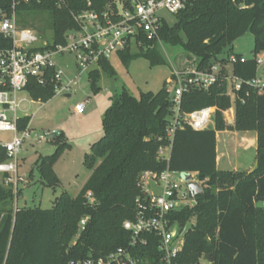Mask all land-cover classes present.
Returning a JSON list of instances; mask_svg holds the SVG:
<instances>
[{
	"label": "trees",
	"instance_id": "trees-1",
	"mask_svg": "<svg viewBox=\"0 0 264 264\" xmlns=\"http://www.w3.org/2000/svg\"><path fill=\"white\" fill-rule=\"evenodd\" d=\"M89 1L90 7L86 0H0V13L5 17L14 13L22 28H27L25 16L49 15L48 47H52L64 45L66 31L76 27L72 14L101 12L110 0ZM171 16L172 24L167 19L161 24L160 40L180 46L196 59L199 68L215 63L235 40L250 33L253 57L234 64L232 72L244 81L256 76L254 58L264 53V0H188L184 9ZM154 43L146 44V48ZM9 46L10 40L0 35V48ZM151 52L155 49L137 55L128 49L115 54L125 65L140 56L148 57L150 63L157 62ZM97 66L113 75L108 59H99ZM98 77V69L87 74L94 94L99 91ZM166 85L165 81L157 93L142 92L139 98L126 89L114 97L103 114L102 135L85 154L84 165L90 175L75 197L63 192L51 209L13 210L9 204L20 191L15 195L11 186L0 185V264H67L127 248L131 236L122 224L134 219L135 200L144 197L142 176L165 169L194 174L203 190L191 206L171 214L180 229L193 221L184 233L175 264H200L207 255L208 264H264V90L259 93L243 86L234 101L233 129L256 135L254 169L220 171L216 168V132L226 130L220 114L229 106L225 86L183 95L181 108L185 112L217 108L214 128L176 130L169 159L162 161L158 150L168 145L166 128L171 106ZM55 87V82L39 85L31 79L25 91L31 100L44 103L55 96ZM29 120L20 119L19 128L24 129ZM50 141L56 150L39 159L37 172L47 187L54 188L58 178L53 165L67 145L62 135ZM82 218L87 222L79 231ZM144 237L146 245L129 249L136 264H162L155 239Z\"/></svg>",
	"mask_w": 264,
	"mask_h": 264
},
{
	"label": "built area",
	"instance_id": "built-area-1",
	"mask_svg": "<svg viewBox=\"0 0 264 264\" xmlns=\"http://www.w3.org/2000/svg\"><path fill=\"white\" fill-rule=\"evenodd\" d=\"M187 1L110 0L101 12L84 10L72 14L76 27L66 31L64 45L52 47H48L47 41L40 42L34 31L19 28L14 13L10 17L0 13V35L10 40L9 47L0 48V151L3 153V159L0 160V185L11 186L16 195L19 185L26 183L25 173L19 171L24 145L50 141L58 135L56 131L36 135L29 130V123L24 129L19 128V120L26 116L17 114L20 102L16 98L17 92L25 91L32 79L39 85L55 82V93H66L69 85H62L63 70L59 67V59L71 55L73 65L80 73L82 69L97 65L99 59H109L117 52L158 42L159 30L166 15H175L184 9ZM86 2L87 7H90V1ZM246 60L241 55L231 53L206 68H199L197 62H191L183 68L173 69L166 81L171 103L166 128L168 145L159 148L160 160L168 161L171 140L176 130L188 127L193 131H203L209 129L210 124L214 126L217 108L212 106L185 112L181 108L184 94L223 85L225 96H231L235 101L243 86L259 93L264 90V79L257 74L253 79L244 81L232 72L234 64ZM254 60L257 68L264 64V57L256 56ZM84 109L83 103L74 106L77 115H82ZM189 175L192 181L197 182L194 174ZM143 180L144 197L135 200L134 219L122 224L131 236L128 247L118 248L98 258L70 261L67 264H136L129 249L137 244L146 245L145 235L155 239L162 264H175L188 226L180 229L179 224L171 219V214L187 206V183L181 173L168 169L161 173L146 172L141 183ZM87 199L91 201L90 193ZM86 222L87 218L79 221V231L84 229Z\"/></svg>",
	"mask_w": 264,
	"mask_h": 264
},
{
	"label": "rangeland",
	"instance_id": "rangeland-1",
	"mask_svg": "<svg viewBox=\"0 0 264 264\" xmlns=\"http://www.w3.org/2000/svg\"><path fill=\"white\" fill-rule=\"evenodd\" d=\"M166 19L170 24L174 22L171 15H166ZM24 22L28 29L36 33L40 42L51 41L49 15L42 13L34 17L25 16ZM17 25L22 28L19 21ZM153 48L155 52L150 54L154 56L155 53L157 57V62L154 63H150L148 57L140 56L125 65L116 54L111 55L108 60L113 75L101 70L96 64L77 73L71 55H65L59 59L58 63L63 70L62 85H69V90L66 93L56 92L54 97L43 103L31 100L24 90L17 92L16 98L20 100L17 114L29 117V130L36 135L56 131L58 135H62L67 147L59 154L53 165L58 185L50 188L41 181L37 172V163L41 157L51 156L55 152V144L43 140L40 143L24 145L19 171L25 173L26 183L19 185L20 194L14 197L9 204L11 209L40 208L48 210L52 208L55 198L63 192L75 197L90 175V171L84 165L85 154L90 152L92 144L102 135L103 114L112 104L114 97L122 89H126L134 98H139L142 92L157 93L163 83L169 80L173 69L183 68L191 62H197L194 57L184 53L180 46H171L161 40L149 45L148 48L145 45L138 49H130V53L132 55L143 54ZM231 52L245 58H252V35L246 33L235 40L219 58H225ZM257 56L263 58L264 53ZM94 69L99 71L96 83L99 91L96 94L90 90L87 78L88 72ZM263 72L264 64L257 68V75L262 79H264ZM227 97L229 106L220 111L226 130L217 133V146L219 155H221L223 143L229 139L233 148H236L237 154L236 156L226 155L219 163V170H231L234 163L251 162L254 155L252 150L244 152L241 149L243 134L233 129L234 101L231 96ZM77 103L84 104L85 109L82 115H77L74 112V106ZM213 128L214 126L210 124L209 129ZM142 183L144 186L145 180ZM193 200H188L187 206H191ZM191 223L193 221L189 222L187 226ZM200 264H208V262L200 260Z\"/></svg>",
	"mask_w": 264,
	"mask_h": 264
},
{
	"label": "crops",
	"instance_id": "crops-1",
	"mask_svg": "<svg viewBox=\"0 0 264 264\" xmlns=\"http://www.w3.org/2000/svg\"><path fill=\"white\" fill-rule=\"evenodd\" d=\"M69 97V96H66ZM217 133L216 132V168L218 169L219 167V163L222 159H224L226 157V155L232 154L233 156H236L237 152L235 151L236 148H233V144L230 142V140L226 139L223 143V147H222V154L219 155V151H218V146H217ZM242 133V144L241 145V149L244 152H247L249 150L254 151V155H253V160L251 162H247V163H234L232 165L231 170H220V171H238V170H243L246 172H250L254 169L255 167V157H256V135L255 132H240ZM253 133V134H251ZM230 146V148H229ZM236 147L238 148V144L236 145ZM234 149V150H233ZM224 155V156H223ZM23 159V155L21 157V160ZM219 170V169H218Z\"/></svg>",
	"mask_w": 264,
	"mask_h": 264
},
{
	"label": "water",
	"instance_id": "water-1",
	"mask_svg": "<svg viewBox=\"0 0 264 264\" xmlns=\"http://www.w3.org/2000/svg\"><path fill=\"white\" fill-rule=\"evenodd\" d=\"M264 76V72L262 74ZM182 179L187 183V198L193 200L197 195L202 194L203 190L199 183L192 181L189 174H182ZM205 261L209 262L208 255L204 258Z\"/></svg>",
	"mask_w": 264,
	"mask_h": 264
}]
</instances>
